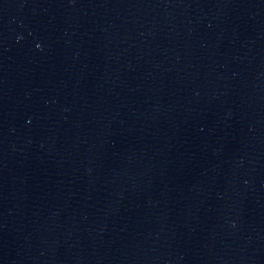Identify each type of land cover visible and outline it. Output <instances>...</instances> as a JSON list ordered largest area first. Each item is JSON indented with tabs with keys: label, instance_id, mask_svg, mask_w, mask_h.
<instances>
[{
	"label": "water",
	"instance_id": "95a60500",
	"mask_svg": "<svg viewBox=\"0 0 264 264\" xmlns=\"http://www.w3.org/2000/svg\"><path fill=\"white\" fill-rule=\"evenodd\" d=\"M0 264H264V0H0Z\"/></svg>",
	"mask_w": 264,
	"mask_h": 264
}]
</instances>
